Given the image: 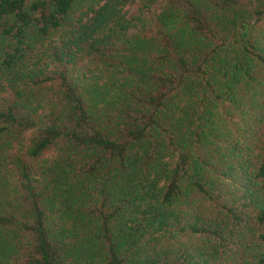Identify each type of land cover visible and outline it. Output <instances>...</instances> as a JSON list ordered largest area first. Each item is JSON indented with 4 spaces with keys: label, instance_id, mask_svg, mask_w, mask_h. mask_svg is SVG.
I'll return each instance as SVG.
<instances>
[{
    "label": "trees",
    "instance_id": "1",
    "mask_svg": "<svg viewBox=\"0 0 264 264\" xmlns=\"http://www.w3.org/2000/svg\"><path fill=\"white\" fill-rule=\"evenodd\" d=\"M131 1L0 0V264H264V0Z\"/></svg>",
    "mask_w": 264,
    "mask_h": 264
},
{
    "label": "rangeland",
    "instance_id": "2",
    "mask_svg": "<svg viewBox=\"0 0 264 264\" xmlns=\"http://www.w3.org/2000/svg\"><path fill=\"white\" fill-rule=\"evenodd\" d=\"M137 3V0H133L129 3L126 10L127 15L136 12ZM40 50L41 48L35 47L32 53L36 55V58H38L40 62L43 61V63H45L44 53ZM31 62L32 59H29L28 63ZM42 69H45L43 65ZM79 70L85 73V77L88 80L99 79L104 75V66L93 58H82ZM29 91L30 92L24 91L22 93L21 102L27 103V107H32V109H34L32 116L35 120L40 122V119L45 117L44 113L47 111V108L54 104L52 102L55 99L54 89L52 85L43 83ZM44 119L45 118H43V120ZM30 134L31 131H25L12 136L11 129L5 124L0 123V212L13 213L17 217H19V212L24 207V200L23 194L18 188L16 172L10 159L13 155L19 154L24 150Z\"/></svg>",
    "mask_w": 264,
    "mask_h": 264
}]
</instances>
